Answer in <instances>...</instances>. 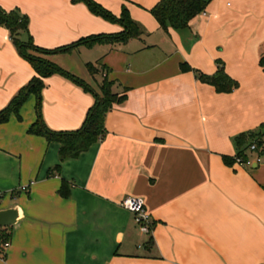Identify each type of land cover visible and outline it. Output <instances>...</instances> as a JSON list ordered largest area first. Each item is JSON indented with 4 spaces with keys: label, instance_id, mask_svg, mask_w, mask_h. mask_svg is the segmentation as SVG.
I'll return each instance as SVG.
<instances>
[{
    "label": "crops",
    "instance_id": "1",
    "mask_svg": "<svg viewBox=\"0 0 264 264\" xmlns=\"http://www.w3.org/2000/svg\"><path fill=\"white\" fill-rule=\"evenodd\" d=\"M95 1L118 17L126 6L141 39L49 59L94 88L107 76L127 100L108 114L102 141L63 163L59 143L30 133L35 95L0 123V211L20 208L0 264H264V153L248 151L249 167L223 160L236 156L237 136L264 125V0H212L189 32L168 33L150 13L161 0ZM0 8L28 16L46 49L122 31L72 0H0ZM217 62L239 83L234 92L181 70L214 75ZM35 76L0 26V112ZM45 83L46 126L79 130L93 95L60 75ZM128 197L145 201L150 236L122 208Z\"/></svg>",
    "mask_w": 264,
    "mask_h": 264
},
{
    "label": "trees",
    "instance_id": "2",
    "mask_svg": "<svg viewBox=\"0 0 264 264\" xmlns=\"http://www.w3.org/2000/svg\"><path fill=\"white\" fill-rule=\"evenodd\" d=\"M212 0H161L150 13L158 22L160 28L168 33L170 29L177 32H189L190 22L206 11ZM72 3L82 4L89 11L107 22L117 24L122 31L113 35H96L82 38L79 41L55 49H46L35 44L29 30V17L19 10L5 11L0 8V26L7 28L10 37L18 53L28 61L36 72L31 82L22 88L10 102L8 107L0 112V123L6 122L12 114H19L20 108L30 95L37 97L36 113L37 121L31 127L30 133L45 137L49 142L59 143L61 163L69 159H76L82 153L87 152L93 145L102 141L106 136V118L116 105H121L127 100V91L123 94L114 92L115 82L110 81L107 76L98 85L97 89L85 81L64 70L50 61L49 57L59 54H68L81 46H92L95 44H119L127 43L133 39H141L144 35L142 27L135 22L129 9L124 6L118 17L112 12L98 4L95 0H72ZM260 66L264 70V53L260 58ZM218 70L214 75H206L192 69L188 64H182V72H193L202 83L211 85L218 93L229 94L239 88V83L232 79L225 71L224 64L217 62ZM93 73V67L90 66ZM54 75H60L78 86L94 97V104L89 109L86 119L79 130L73 132H54L44 123L42 117V93L46 87L45 80ZM264 143V125L258 131L240 134L234 139L237 154L234 158L223 157L227 165H235L237 159L248 161V151L253 144L260 146ZM262 152L260 155H262ZM57 171L61 165L56 166ZM65 187V182L63 183ZM11 228H0V258L6 259V244L11 239ZM152 238L147 244L151 245Z\"/></svg>",
    "mask_w": 264,
    "mask_h": 264
},
{
    "label": "built area",
    "instance_id": "3",
    "mask_svg": "<svg viewBox=\"0 0 264 264\" xmlns=\"http://www.w3.org/2000/svg\"><path fill=\"white\" fill-rule=\"evenodd\" d=\"M202 16L206 17L207 13L203 12L201 14ZM249 152L255 153L257 155H260L262 152H264V143H262L260 146L257 144H253L250 147ZM238 166H251L252 161L249 159L248 161H243L242 159H237L236 163ZM21 191H28L29 187H21ZM3 199V193L0 192V203ZM122 208L133 214L135 223L138 226L140 232L145 236H150L152 234V220L151 216L146 208L145 201L141 198H134V197H128L125 198L121 203ZM9 244H6L5 248H8Z\"/></svg>",
    "mask_w": 264,
    "mask_h": 264
},
{
    "label": "water",
    "instance_id": "4",
    "mask_svg": "<svg viewBox=\"0 0 264 264\" xmlns=\"http://www.w3.org/2000/svg\"><path fill=\"white\" fill-rule=\"evenodd\" d=\"M20 219V208L15 207L8 210L0 211V228H11Z\"/></svg>",
    "mask_w": 264,
    "mask_h": 264
},
{
    "label": "rangeland",
    "instance_id": "5",
    "mask_svg": "<svg viewBox=\"0 0 264 264\" xmlns=\"http://www.w3.org/2000/svg\"><path fill=\"white\" fill-rule=\"evenodd\" d=\"M86 57H87V59H95V57H96V51H90V52H88L87 55H86ZM95 89H97V88H95Z\"/></svg>",
    "mask_w": 264,
    "mask_h": 264
}]
</instances>
